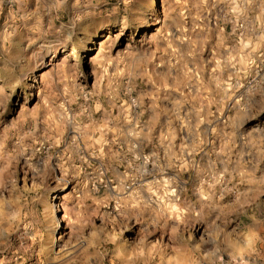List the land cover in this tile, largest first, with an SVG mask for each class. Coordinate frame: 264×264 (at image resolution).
Wrapping results in <instances>:
<instances>
[{"label": "rangeland", "instance_id": "rangeland-1", "mask_svg": "<svg viewBox=\"0 0 264 264\" xmlns=\"http://www.w3.org/2000/svg\"><path fill=\"white\" fill-rule=\"evenodd\" d=\"M0 264H264V0H0Z\"/></svg>", "mask_w": 264, "mask_h": 264}, {"label": "bare ground", "instance_id": "bare-ground-1", "mask_svg": "<svg viewBox=\"0 0 264 264\" xmlns=\"http://www.w3.org/2000/svg\"><path fill=\"white\" fill-rule=\"evenodd\" d=\"M164 0H162V2H163Z\"/></svg>", "mask_w": 264, "mask_h": 264}]
</instances>
